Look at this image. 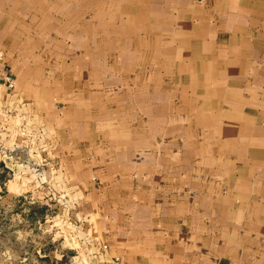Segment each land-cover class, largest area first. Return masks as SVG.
<instances>
[{"label": "crops", "instance_id": "obj_1", "mask_svg": "<svg viewBox=\"0 0 264 264\" xmlns=\"http://www.w3.org/2000/svg\"><path fill=\"white\" fill-rule=\"evenodd\" d=\"M0 53V199L73 264H264V0H0Z\"/></svg>", "mask_w": 264, "mask_h": 264}, {"label": "rangeland", "instance_id": "obj_2", "mask_svg": "<svg viewBox=\"0 0 264 264\" xmlns=\"http://www.w3.org/2000/svg\"><path fill=\"white\" fill-rule=\"evenodd\" d=\"M0 176L1 182L5 174ZM63 205L29 194L1 198L0 264L7 257L9 264H73L75 250L69 245L70 221Z\"/></svg>", "mask_w": 264, "mask_h": 264}, {"label": "built area", "instance_id": "obj_3", "mask_svg": "<svg viewBox=\"0 0 264 264\" xmlns=\"http://www.w3.org/2000/svg\"><path fill=\"white\" fill-rule=\"evenodd\" d=\"M0 57H1V53H0ZM3 80H4L5 83H7V86H8L9 88H12V87H13V84H12V82L10 81L9 78L4 77ZM114 264H121L120 259H119V258H115V259H114Z\"/></svg>", "mask_w": 264, "mask_h": 264}]
</instances>
